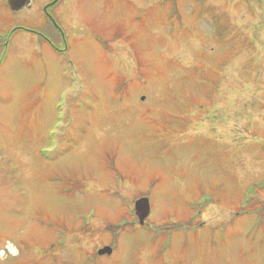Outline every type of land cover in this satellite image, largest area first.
<instances>
[{
	"label": "rangeland",
	"instance_id": "obj_1",
	"mask_svg": "<svg viewBox=\"0 0 264 264\" xmlns=\"http://www.w3.org/2000/svg\"><path fill=\"white\" fill-rule=\"evenodd\" d=\"M47 1L0 0V264H264V0Z\"/></svg>",
	"mask_w": 264,
	"mask_h": 264
},
{
	"label": "water",
	"instance_id": "obj_2",
	"mask_svg": "<svg viewBox=\"0 0 264 264\" xmlns=\"http://www.w3.org/2000/svg\"><path fill=\"white\" fill-rule=\"evenodd\" d=\"M28 0H10V4L11 7L13 9H19L20 7H22L25 2ZM135 210L136 213L139 217V221L140 223H144L145 218L148 216L149 212H150V204H149V200L147 197H141L138 198L135 201ZM100 254L102 253H111L112 252V248L110 246H104L101 249H99L98 251Z\"/></svg>",
	"mask_w": 264,
	"mask_h": 264
},
{
	"label": "trees",
	"instance_id": "obj_3",
	"mask_svg": "<svg viewBox=\"0 0 264 264\" xmlns=\"http://www.w3.org/2000/svg\"><path fill=\"white\" fill-rule=\"evenodd\" d=\"M119 84L120 85H124L122 82L119 81ZM112 227L114 228H117L118 230L122 228V225L121 224H118V225H112Z\"/></svg>",
	"mask_w": 264,
	"mask_h": 264
},
{
	"label": "bare ground",
	"instance_id": "obj_4",
	"mask_svg": "<svg viewBox=\"0 0 264 264\" xmlns=\"http://www.w3.org/2000/svg\"><path fill=\"white\" fill-rule=\"evenodd\" d=\"M12 251V250H11ZM14 252V251H13Z\"/></svg>",
	"mask_w": 264,
	"mask_h": 264
}]
</instances>
